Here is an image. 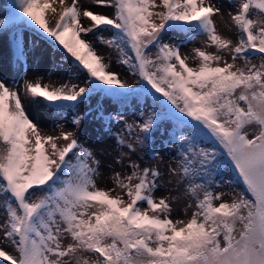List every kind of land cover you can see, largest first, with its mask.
I'll return each mask as SVG.
<instances>
[{"label":"snow or ice","instance_id":"obj_1","mask_svg":"<svg viewBox=\"0 0 264 264\" xmlns=\"http://www.w3.org/2000/svg\"><path fill=\"white\" fill-rule=\"evenodd\" d=\"M95 2L113 9V15L81 12L78 0L70 6L59 0V11L52 7L56 0H15L10 19H0V33L23 27L53 51L66 53L62 59L70 56L71 65L88 76L84 87L50 89L37 81L26 82L25 92L42 98L54 113L75 109L94 94L150 96L153 106L137 113L139 121H123L124 128L112 135L119 149L135 152L139 146L150 159H160L153 133L170 124L165 146L177 149L173 159L195 210L186 223L173 222L168 199L154 197L160 172L131 159L130 174L113 177L127 201L112 196L114 189H98L100 161L93 152L73 132L42 135L13 90L17 82L9 87L0 79V195L6 214L0 228L16 249V255L0 250V257L10 264H73L78 252H86L98 254L96 264H264V0H239L236 12L229 13L237 29L235 45L218 34L213 16L221 9L210 0ZM49 8L54 25L46 19ZM252 9L261 15L251 18ZM81 16L91 21L89 27L83 26ZM106 28L113 30L112 38H98L120 53V62L139 77L140 89L129 88L108 72L82 38V33ZM174 31L186 40L167 42L165 37ZM200 36L207 37L217 54L195 49L199 66L193 68L180 49ZM13 39L17 60L25 62L23 34ZM31 44L35 47L36 40ZM219 53L230 54L232 62ZM255 53L261 54L259 66L251 63ZM237 60L245 62L243 68L236 66ZM99 115L108 125L123 120L120 112ZM83 118L74 116L72 123L78 127ZM137 129L142 135L130 142ZM61 139L67 142L62 149L56 143ZM127 154L121 151L116 163L122 165ZM229 166L251 198L239 193L228 203L214 191L222 183L231 184L217 179ZM68 237L71 242L65 246ZM75 264H80L78 258Z\"/></svg>","mask_w":264,"mask_h":264},{"label":"rangeland","instance_id":"obj_2","mask_svg":"<svg viewBox=\"0 0 264 264\" xmlns=\"http://www.w3.org/2000/svg\"><path fill=\"white\" fill-rule=\"evenodd\" d=\"M14 2L15 0H0V19H10L14 11ZM49 2L51 3V0H49ZM210 2L221 9V14L213 16L218 34L232 40L233 45H235L238 43L237 29L229 13L234 14L236 12L235 5L239 3V0H210ZM71 3L72 0H65V6H70ZM78 3L81 6V12L87 9L97 14L107 16L113 15V9L111 8L102 6L95 7L97 6L95 0H78ZM52 7H56L57 11H59V0H57ZM45 15L46 19H50L54 25V14L51 8L47 10ZM250 15L251 18L256 19L257 16L261 14L258 9H252ZM81 20L84 27H89L91 25V21L87 18L81 16ZM17 33L23 34V45L27 52L25 62H19L15 55L16 43L13 37ZM81 35L82 38L90 42L96 54L102 58L103 63L107 65L108 72L116 73L118 78L129 88H141L139 77L133 75L129 67L120 62V53L98 38L103 37L105 41L111 39L113 30L110 28H106L103 31L97 29L95 32L88 33L87 36H84L83 33ZM34 39L36 40V46L32 47L31 42ZM2 40L8 45L7 56L10 58L9 61H15L17 65L8 70L4 69L2 64L4 59L0 52V79L5 81L9 87L12 86L13 81L17 82L13 90L19 92L26 114L38 125L42 135H52L55 137L59 136L61 131L73 132L80 145L93 152L95 158L100 161L99 175L95 178L96 187L98 189L105 191L114 189V191L111 192L112 196L119 195L127 201L128 198L121 192L120 188L116 186L113 177L117 172L121 174V177L130 174L131 170L127 167V164L129 159H131L132 161L138 162L141 168L151 167L160 172V179L157 181L159 187L155 191L154 197L157 201L163 197L168 199L171 206L169 218L173 220V222L182 220L185 223L191 219L192 213L195 210V201L186 191L187 182L182 181L178 174L180 168L173 159L177 155V149L170 145L167 147L165 146L169 138L167 130L171 125L166 123L161 127L160 132L153 133L155 138L154 146L160 153V159H150L147 149H142L139 146H137L135 152H128L127 148L119 149L112 135V133L119 132L124 128L123 121H127L129 124H132L134 121H139L137 113L153 106V100L150 96L145 97L140 95L136 98L128 97L125 99L117 96H107L102 93L94 94L87 103L80 104L75 109L66 110L63 113H54L46 106L47 102L42 98H32L30 94L25 92V83H35L39 81L42 85H48L50 89L65 85L68 87L75 85L77 88L84 87L88 79L86 71L73 67L71 65L72 58L70 56L67 59H62V56L66 55V53L53 51L48 42H45L42 38L36 39L32 32L27 31L23 27L15 26L4 30L0 33V41ZM165 40L169 43H177L186 40V36L183 33L174 31L169 33L165 37ZM195 49H202L210 54H217L216 48L208 44L206 36H200L195 41L185 43L180 49L181 55L188 57L187 64L193 68L199 66V59L195 54ZM219 54L224 55L229 63L232 62L230 54ZM260 56L261 54L255 53L251 63L259 66L262 63ZM244 63L243 60H237L236 66L243 68ZM118 100L125 102H120ZM137 100L139 101L138 103ZM101 112L105 115L108 113L115 114L120 112L123 120L120 123L112 122L108 125L100 118L99 114ZM77 115L84 117L78 127L72 123L73 117ZM247 130L249 132L254 131L253 128ZM139 135L142 134L138 129L135 130L132 133L130 142L134 143L135 137ZM125 138L128 139L127 136ZM56 143L61 149L67 144V142L62 139L57 140ZM204 146H211L210 142H205ZM46 148H48L50 155V147L46 146ZM121 151L128 153L122 161L123 166L116 163V160L120 157ZM3 152L4 144L0 141V156L3 155ZM69 155L71 156V154ZM170 169H175L177 174H173ZM224 172H227V180H231V184L222 183L220 187L214 189L216 193L222 194L221 198L224 202L231 203L233 196L238 198L239 193H244L251 198L245 186L238 179L237 174L234 173L230 166L227 167ZM217 179L221 180L220 176L217 177ZM32 199L34 201L36 198L33 197ZM4 201L5 197L0 195V225L6 220ZM220 202L221 201H216L215 203L219 204ZM189 205L192 206L189 207ZM140 206L142 209L146 208V204L141 203ZM87 211L91 213L94 209H88ZM182 226V224L178 225V227ZM61 227L63 226L61 225ZM70 242V237L63 240L65 246ZM0 250L5 251L9 255H16V249L4 240L2 228H0ZM97 257L98 254L95 253L78 252L77 256L73 258V264H75L76 258L79 259L80 264H96ZM0 264H10V262L0 257Z\"/></svg>","mask_w":264,"mask_h":264},{"label":"bare ground","instance_id":"obj_3","mask_svg":"<svg viewBox=\"0 0 264 264\" xmlns=\"http://www.w3.org/2000/svg\"><path fill=\"white\" fill-rule=\"evenodd\" d=\"M96 5L97 6H95V7H101L98 4H96ZM0 52H1L2 57L4 59V61H2V64L4 66V69L8 70L10 68L16 67L17 64L15 63V61L14 62L9 61L10 58H8V56H7L8 55V45L5 43L4 40L0 41ZM0 77H1V75H0ZM220 179L222 181H227V172H223L222 176H220Z\"/></svg>","mask_w":264,"mask_h":264},{"label":"trees","instance_id":"obj_4","mask_svg":"<svg viewBox=\"0 0 264 264\" xmlns=\"http://www.w3.org/2000/svg\"><path fill=\"white\" fill-rule=\"evenodd\" d=\"M121 100H123V99H121ZM121 100H118V101H120V102H125V101H121Z\"/></svg>","mask_w":264,"mask_h":264}]
</instances>
